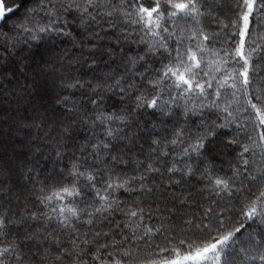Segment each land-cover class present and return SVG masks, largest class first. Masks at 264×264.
<instances>
[{
    "label": "snow or ice",
    "instance_id": "1",
    "mask_svg": "<svg viewBox=\"0 0 264 264\" xmlns=\"http://www.w3.org/2000/svg\"><path fill=\"white\" fill-rule=\"evenodd\" d=\"M0 129V264H264V0H0Z\"/></svg>",
    "mask_w": 264,
    "mask_h": 264
},
{
    "label": "trees",
    "instance_id": "2",
    "mask_svg": "<svg viewBox=\"0 0 264 264\" xmlns=\"http://www.w3.org/2000/svg\"><path fill=\"white\" fill-rule=\"evenodd\" d=\"M63 46V45H62ZM14 139H19L18 137H12V134L6 130L0 129V143H11Z\"/></svg>",
    "mask_w": 264,
    "mask_h": 264
}]
</instances>
